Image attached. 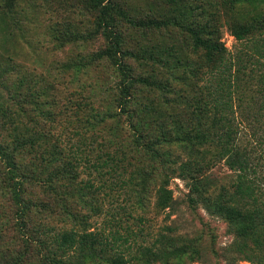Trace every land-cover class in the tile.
Here are the masks:
<instances>
[{
    "label": "trees",
    "instance_id": "obj_1",
    "mask_svg": "<svg viewBox=\"0 0 264 264\" xmlns=\"http://www.w3.org/2000/svg\"><path fill=\"white\" fill-rule=\"evenodd\" d=\"M3 1L10 10L13 0ZM142 1L143 10L131 0H76L93 14V34L103 41L85 63L105 61L116 73L115 111L107 116L114 119V128L130 136V156H140L141 167L130 172L127 182L120 178L118 187L131 198L126 185L135 179L140 185L137 197L153 192V208L159 212L172 206L170 181L178 178L188 188L190 206L201 205L209 215L223 219L237 244L250 242L252 250L257 246L264 251V0ZM224 30L235 41L233 51L222 40ZM132 34L154 40L135 46ZM173 105L178 108L166 120L150 118L151 112L168 111ZM21 108L13 112L20 114ZM11 111L0 105L2 117H11ZM10 123L7 134L0 135V161L10 170L1 175L6 179L9 174L16 233L25 246L37 247L36 264H183L185 257L197 255L196 242L165 233L145 244L136 234L121 236L108 229L75 230L62 224L50 233V216L31 220L37 204L23 195L27 179L28 185L44 186L56 199L64 189V197L72 195L76 204L88 207L91 214L86 216L73 214L65 205L54 211L84 225L87 217L101 213L99 195L116 182H78L72 160L76 153L71 159L54 143L41 146V136H47L42 129ZM19 151L38 152L42 163L51 167L47 172L31 168L33 174L27 175L17 165ZM220 163L230 171L221 185L209 175ZM33 222L40 228L36 234L29 231ZM12 241L15 237L0 264H22L28 256L27 249H17ZM247 259L264 264V255Z\"/></svg>",
    "mask_w": 264,
    "mask_h": 264
},
{
    "label": "rangeland",
    "instance_id": "obj_2",
    "mask_svg": "<svg viewBox=\"0 0 264 264\" xmlns=\"http://www.w3.org/2000/svg\"><path fill=\"white\" fill-rule=\"evenodd\" d=\"M131 2L141 10L145 6L142 0ZM0 16L4 19H0V72L3 73L0 105L12 109L11 117L0 115V135L7 134L10 121L27 130L42 129L47 136H41V146L49 148L54 143L71 154V159L76 153L72 160L78 182L90 181L95 185L103 179L108 184L111 180L116 182L111 189L105 188L107 194L99 195L101 213L87 217L84 225L82 222L74 224L54 211L65 205L73 214L86 216L91 214L88 207L76 204L72 195L64 197V189H59L56 199L44 186L28 185L27 179L23 195L37 204L32 209L31 220L40 221L50 216L47 220L52 226L50 233L63 224V228L75 230L86 227L93 231H116L121 236L136 234L137 241L145 244L160 233L196 242L197 255L193 259L185 257L183 264H250L252 260L247 256L264 255L257 246L252 250L250 242L246 245L242 240L238 244L234 242L231 228L223 219L209 215L201 205L190 206L188 188L178 178L170 181L172 206L159 212L153 208V192L137 197L135 193L138 194L140 185H135V179L126 185L132 190L131 198L123 187H118L120 178L127 182L130 172L141 167L137 161L140 156H130V136L123 129L114 128V119L107 116L115 111L112 98L116 73L105 61L85 63L103 47L101 37L93 34L91 11L80 8L76 0H13L10 10L0 0ZM132 35L137 37L131 41L135 46L154 40H149L151 36ZM222 40L229 50H234L235 41L228 31L224 30ZM21 106L20 114L13 112ZM176 108L178 106L173 105L171 110L153 111L149 116L153 121L166 120L168 113ZM39 154L19 151L16 154L19 170L27 175L28 172L33 174L31 168L47 172L51 166L44 165L37 157ZM101 162L104 163L99 164ZM9 170L0 161V218L3 221L0 223L3 227L0 229L3 235L0 256L7 258V245L15 237L16 242L12 241L15 247L28 252L22 264H36L40 259L37 247L25 246L21 234L16 233L9 174L6 179L1 175ZM209 175L221 185L228 181L230 171L220 163ZM34 225L29 230L32 234L40 229ZM130 264L139 263L133 260Z\"/></svg>",
    "mask_w": 264,
    "mask_h": 264
}]
</instances>
